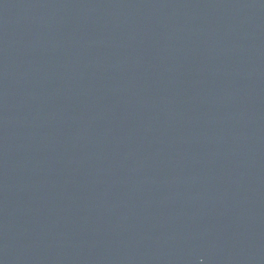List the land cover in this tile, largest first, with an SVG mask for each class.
<instances>
[{"label":"water","instance_id":"water-1","mask_svg":"<svg viewBox=\"0 0 264 264\" xmlns=\"http://www.w3.org/2000/svg\"><path fill=\"white\" fill-rule=\"evenodd\" d=\"M0 264H264V0H0Z\"/></svg>","mask_w":264,"mask_h":264}]
</instances>
